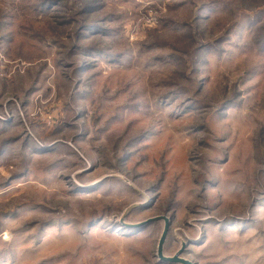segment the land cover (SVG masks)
Listing matches in <instances>:
<instances>
[{"label":"rangeland","instance_id":"obj_1","mask_svg":"<svg viewBox=\"0 0 264 264\" xmlns=\"http://www.w3.org/2000/svg\"><path fill=\"white\" fill-rule=\"evenodd\" d=\"M157 217L264 264V0H0V264H162Z\"/></svg>","mask_w":264,"mask_h":264},{"label":"water","instance_id":"obj_2","mask_svg":"<svg viewBox=\"0 0 264 264\" xmlns=\"http://www.w3.org/2000/svg\"><path fill=\"white\" fill-rule=\"evenodd\" d=\"M159 221H162L164 223V227L162 229L161 235H160L158 243H157V248H156V257L159 260V262H161L162 264H191L190 262H187L186 260L180 258V256L186 250L185 244H182L179 251L172 257H166L163 254V248H164V245L166 244V239H167V236L169 233V227H170V220L168 218L157 217L154 219H150L143 224H139V225H136L133 227H134V229L141 228L143 226H146L147 224L150 225V223L159 222ZM123 226H124V228L126 227L128 229L132 227V226L126 225V224H123Z\"/></svg>","mask_w":264,"mask_h":264}]
</instances>
